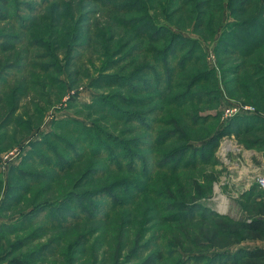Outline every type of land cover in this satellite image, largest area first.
Wrapping results in <instances>:
<instances>
[{
  "label": "rangeland",
  "instance_id": "obj_1",
  "mask_svg": "<svg viewBox=\"0 0 264 264\" xmlns=\"http://www.w3.org/2000/svg\"><path fill=\"white\" fill-rule=\"evenodd\" d=\"M146 1L143 10L130 5L116 10L100 6V0H0V201L4 199L0 224L15 222L0 240V264H13L16 257L27 264H140L152 250L162 252L157 264H183L190 255L184 264H206L198 263L202 258L195 254L264 243V229L246 231L240 225L264 219V191L253 181L245 189L243 180L237 179L241 171L249 180L263 171L264 148L246 144L264 138L263 125L239 135L226 129L234 116L264 113V43L255 41L251 55L244 58L237 56L240 47L233 40L235 47L219 42L225 33L252 43L259 36L258 23L264 24V9L259 12L255 0L247 15L259 12L251 24L257 28L238 30L234 23L248 16L232 12L237 0H208L205 11L178 3L182 0ZM139 17H143L138 24L144 27L142 34L154 31L159 40L148 41L126 26ZM169 40L173 49L157 58L154 50L164 51ZM179 65L182 69L175 70ZM171 68L170 80L166 70ZM200 72L203 76L188 90L202 102L185 100L183 95L174 100ZM169 84L173 89L168 90ZM95 96L108 97L102 112L82 107ZM233 104L252 106L256 113L239 111L226 118ZM111 105L119 110L118 119L104 113ZM195 112L215 117L197 118L196 123ZM66 119L93 123L122 140H133L130 149L139 154L134 170L113 171L104 160L84 155L69 170L57 172L52 166L57 151L66 161L73 157L67 148H82L70 127L56 123ZM49 132L63 138L65 147L48 138L47 149L38 148ZM214 133L220 138L210 163L174 169L162 162L172 149L188 142L200 145ZM171 134L174 138L163 143ZM224 145L232 146L225 152L227 159L220 150ZM31 150L46 163H39L36 153L28 158ZM13 166L31 176L10 173ZM90 166L99 178H82L76 185ZM107 187L117 197L115 205L102 196L96 203L97 217H83V211L74 208L77 214L64 218L73 223L61 226L56 211L47 206L69 192ZM195 202L217 215L202 218L203 211L198 214L189 208ZM221 203L225 211L218 207ZM207 264L228 263L220 257ZM238 264H264V257Z\"/></svg>",
  "mask_w": 264,
  "mask_h": 264
},
{
  "label": "trees",
  "instance_id": "obj_2",
  "mask_svg": "<svg viewBox=\"0 0 264 264\" xmlns=\"http://www.w3.org/2000/svg\"><path fill=\"white\" fill-rule=\"evenodd\" d=\"M44 1V0H42ZM172 2H175L176 0H171ZM131 2V4H129ZM255 0H237L235 7L233 8L232 12L234 14H237L239 16H246L247 15V11L252 7V5L254 4ZM257 5H260V11L261 12L264 9V0H258L257 1ZM178 3L184 5L186 3H189L191 5L194 4L193 8L194 11H196L197 9H203L204 11L207 10L210 5L208 3V0L206 2V0H182V1H178ZM100 6L103 7H109V8H113L116 10H120L121 8L127 6V7H136L138 6L140 10H143V8L145 7V4H147L146 0H111L109 2V0H100ZM130 5V6H129ZM256 5V3H255ZM151 7V5H150ZM129 10V9H128ZM259 12H257L256 14H252L253 16H248L247 18H242V20L239 22H235V27H237L238 30H244V29H255V27H252L251 24H253L255 21H257V17H259ZM205 15V13H204ZM146 16L148 18H150V14H146ZM145 17V16H143ZM143 17H139L140 19L137 18H131L127 23L128 25H126L127 27H130V29L136 33V34H142L141 31H143L144 27L141 26L139 27L138 24L140 23V21L143 19ZM146 20V19H145ZM264 22V20H263ZM149 24V23H148ZM260 25V30L258 31V37L256 38V36H254L255 38H253L252 43H244V41H242L238 36L235 35H229V34H225L223 33V35L220 37L219 42L223 43L224 46L231 47L232 45V41L237 43V47H240V49H236L235 52H237V56L238 57H244L247 58L248 56L251 55V53H249V51L251 50V48L256 45L253 44L255 41L259 42V44L264 43V41H262L261 38H264V24H259ZM145 26V25H144ZM152 27L151 24H149V28ZM163 27H160V29ZM257 28V27H256ZM142 29V30H141ZM167 29V28H166ZM165 28L162 29V32L165 34H170ZM171 32V31H170ZM155 32L152 31L150 32L149 35H143L142 37L145 38L148 41H152V39L155 40H159V38L161 36H157V35H153ZM263 35V37H262ZM177 36L173 35V38H176ZM224 38H227V40ZM14 40H17L16 37H13ZM258 39V40H257ZM253 44V45H252ZM252 45V46H251ZM170 47L173 49L172 46V40H169V45L168 48H164V51H161L160 49L158 50H154V53L157 54V58L159 56H163V54L166 52L167 49H170ZM235 47V45L233 46ZM242 48V49H241ZM160 51V52H159ZM233 54V53H231ZM190 55V53H188L185 57H188ZM181 68H177L175 70L180 71V69H182V65H179ZM238 67H240L238 65ZM238 67L236 69H238ZM242 67H245V65H242ZM242 67L240 68V70L242 69ZM239 70V71H240ZM174 70H166V77L168 75V79H170L171 74ZM152 73V72H151ZM201 76H203V73H199L196 76L194 75L193 77H191L188 80V85L186 84L185 87V91L182 94H176L174 95V100L178 99V98H182L181 95L184 96L185 100H192L195 102H202L203 99H198L197 96H195L194 94H189V90L188 87L191 83H193V81L197 78H200ZM113 79V77H110V79ZM171 80V79H170ZM169 80V81H170ZM156 81L160 82L161 80L156 79ZM198 81V80H197ZM117 84H122L120 82V80H117ZM116 83L113 85H117ZM177 85V84H176ZM130 87V86H129ZM174 85L172 86V84L168 85V90L173 89ZM215 93V92H214ZM201 97H203V93L201 91ZM106 97V98H105ZM115 97V96H113ZM163 97V96H162ZM197 99H195V98ZM172 98V99H173ZM108 99L107 96H102V97H98L95 96L93 97L92 101L89 103H84V105L82 106L83 108H94L95 110H100L102 112V110L105 109V106L107 103L105 102ZM171 98H168V102H173ZM206 103L211 102L210 100H204ZM108 110H105L106 112L104 113H111L113 114L112 116L114 118H117L118 116L116 115L117 113H119V110L111 105ZM112 110V111H111ZM254 114V113H253ZM258 116V117H257ZM257 116H248L249 118H245L244 116L241 115H237L234 116L233 118H231L229 124L227 125L226 129H228L229 131H232L233 134H243V133H250L255 131L256 128H258L260 125L261 126L260 129H264V117L261 116L260 114ZM215 115H209V114H205V116H200L198 112H195L194 114V118H195V122L198 123L197 118L202 119L203 121H209L211 119H214ZM118 119V118H117ZM195 122H190V123H195ZM57 124H59V126L61 127L62 125L68 126L71 128V130L73 131V133L75 134V137L79 140L81 147L79 151L75 150V147L72 145L70 149L67 148V152H73V157L70 160H66L64 161L63 158L61 157V154L58 153L54 154V164H52V166L57 169V172H64L69 170L74 163H78L82 161V157L84 155H88L91 156V158L94 159H98L100 161L106 162V165L109 166L110 169H113V171H120V170H134L132 167V164L134 161H136L138 159L139 154H137V152H132L130 147L133 146V140L128 139V140H122L120 139V137L118 135L112 134L110 132L107 131L106 128L99 126V125H94L92 123V125H87L85 123H82L79 119H66V120H60V121H56ZM142 124L143 121H142ZM74 125V126H72ZM165 133V132H164ZM162 132V134H164ZM176 134V132H173V135ZM219 133H214L212 136H209L207 139H205L200 145H195L192 143H185L182 144L181 146H178L174 149H172L167 155L164 156V159L162 162H164L165 166H169V167H174V169H178V168H182V167H186V166H190L188 164H200V163H210L211 161L214 160V155L213 153L215 152V149L217 147L218 144V140H219ZM171 134V136L169 138H167L166 140H164L163 143L169 142L171 141L174 136ZM48 138H56V142L65 147V143L66 141L61 138L58 134L53 133V132H49V134L42 139L41 144L38 148H45L47 149V145L45 143H47L49 140H45ZM181 138V137H180ZM180 138H177L175 140H179ZM135 140V139H134ZM174 140V141H175ZM183 141V139H182ZM137 142V140L134 141V143ZM246 144H248L251 147L257 148V149H261L264 148V138L260 137L256 140H246ZM135 147V146H134ZM50 152V151H49ZM36 152L35 150H31V152L29 153V155L27 156L28 158L31 157L30 155H34ZM189 156L188 160L186 161L187 157ZM35 157L37 158V161L39 160V163L41 161V163H46V161L44 160L43 156H41V154H37L35 155ZM128 157V162L123 163L122 161H125V159H127ZM27 158V159H28ZM35 160V159H34ZM186 161V162H185ZM186 163V164H184ZM186 165V166H185ZM147 168V167H146ZM16 172L19 173L21 177H25L26 175L31 176V173H29L28 171H26L25 169H21V167H11L10 168V173L12 172ZM88 174L81 176L77 182L76 185L78 184V182L84 178L86 180L91 179H97L99 178L98 176H96L97 170H94V168H92L91 166L89 167V169L86 171ZM29 176L26 178V180H29ZM43 178L41 175H38V178ZM253 190H256L255 187H253L250 191L252 192ZM143 190L138 191L142 192ZM249 191V192H250ZM263 192V191H261ZM98 194H100V196H98ZM247 197H249V193L247 192ZM102 196L103 197H109L111 198L113 201L112 203L115 205V201H116V196L113 192V190L110 189V187L107 188H103V189H95V190H87V191H83L81 193L79 192H69L67 195L63 196L62 198L58 199L57 201H53L50 202V204H47V206H49V208L53 211H56L57 216L59 221V224L61 226H67L71 223H73V220H71L70 222H66L65 215H71V216H75L76 213H74V208H77L79 210L83 211V217H97L99 215V204H96L97 201H102ZM71 199H73V201L75 203H78L79 205H74L71 204L70 202ZM1 202V201H0ZM4 202V199L2 200L1 203ZM103 203V202H102ZM87 207V208H86ZM114 206H110V209H112ZM91 208V209H88ZM116 208V207H114ZM189 208L191 210H195L198 214L200 212L198 211H203L201 212V217L202 218H207V217H211V216H215L217 215V213H215L213 210H207L206 208H204L201 204L195 202L193 204L189 205ZM89 211V212H86ZM62 212H65L62 213ZM98 212V213H97ZM56 216V215H54ZM200 216V215H199ZM198 217L197 215H194L193 218ZM76 219V218H74ZM15 223V222H14ZM13 222L11 223H2L0 224V240L5 239V234L10 231V228L13 227L14 225ZM50 224L53 225H58L56 223L55 220H49ZM241 227L246 230V231H261L264 229V219L262 218H254L250 221H246V222H241L240 223ZM12 230V229H11ZM190 256H186L181 263H185L187 261L188 258H190ZM195 257L198 258H202L201 260H198V263H201L202 260L207 261L206 264L208 263V261H210V259H214V258H223L227 261L228 264H238L242 259H247V261L249 263H252L253 259H260L264 257V248H260V247H255V248H245V247H237L235 250L231 251H216L214 252L212 255L211 254H207V253H197L195 254ZM162 260V252L160 250H152L151 252H149V254H146V256L143 258V260L140 262V264H157L159 261ZM11 262L13 264H27L26 259L22 260L20 258H13L11 259Z\"/></svg>",
  "mask_w": 264,
  "mask_h": 264
},
{
  "label": "built area",
  "instance_id": "obj_3",
  "mask_svg": "<svg viewBox=\"0 0 264 264\" xmlns=\"http://www.w3.org/2000/svg\"><path fill=\"white\" fill-rule=\"evenodd\" d=\"M231 109L232 110L225 113V115L227 116L226 118H231L234 114L239 113V111H246V113H250V114L256 113V109L254 107L248 106V105L247 106H235L233 104ZM259 114L264 117V113H259ZM223 147H225V149H220V150H221L222 155L224 156L223 158L227 159V154L225 152L228 153L227 150L231 149L232 146L224 145ZM262 168H263V171L258 172V174L255 176L254 180H253V178L251 180H249L250 177L248 175H246V171H241V172L237 173V179L243 180V182H242L243 188L247 189L253 181L254 183H256V185L258 186L259 189L264 191V162H263ZM218 207H220V209H221V207L224 208L225 206H224V204L221 203V204H219Z\"/></svg>",
  "mask_w": 264,
  "mask_h": 264
},
{
  "label": "crops",
  "instance_id": "obj_4",
  "mask_svg": "<svg viewBox=\"0 0 264 264\" xmlns=\"http://www.w3.org/2000/svg\"><path fill=\"white\" fill-rule=\"evenodd\" d=\"M0 217H1V215H0ZM258 247H260V248H264V243H262V244H259V246Z\"/></svg>",
  "mask_w": 264,
  "mask_h": 264
},
{
  "label": "bare ground",
  "instance_id": "obj_5",
  "mask_svg": "<svg viewBox=\"0 0 264 264\" xmlns=\"http://www.w3.org/2000/svg\"><path fill=\"white\" fill-rule=\"evenodd\" d=\"M221 210H222V211H225V208H222Z\"/></svg>",
  "mask_w": 264,
  "mask_h": 264
}]
</instances>
